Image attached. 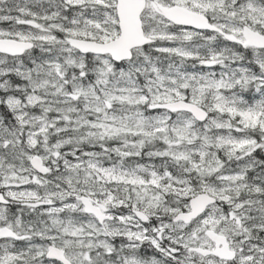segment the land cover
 <instances>
[{
  "label": "snow or ice",
  "instance_id": "snow-or-ice-1",
  "mask_svg": "<svg viewBox=\"0 0 264 264\" xmlns=\"http://www.w3.org/2000/svg\"><path fill=\"white\" fill-rule=\"evenodd\" d=\"M0 25V264H264V0Z\"/></svg>",
  "mask_w": 264,
  "mask_h": 264
},
{
  "label": "rangeland",
  "instance_id": "rangeland-1",
  "mask_svg": "<svg viewBox=\"0 0 264 264\" xmlns=\"http://www.w3.org/2000/svg\"><path fill=\"white\" fill-rule=\"evenodd\" d=\"M5 26V25H4ZM4 26H0V27H4Z\"/></svg>",
  "mask_w": 264,
  "mask_h": 264
},
{
  "label": "trees",
  "instance_id": "trees-1",
  "mask_svg": "<svg viewBox=\"0 0 264 264\" xmlns=\"http://www.w3.org/2000/svg\"><path fill=\"white\" fill-rule=\"evenodd\" d=\"M0 26H4V25H0Z\"/></svg>",
  "mask_w": 264,
  "mask_h": 264
}]
</instances>
